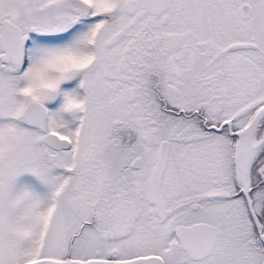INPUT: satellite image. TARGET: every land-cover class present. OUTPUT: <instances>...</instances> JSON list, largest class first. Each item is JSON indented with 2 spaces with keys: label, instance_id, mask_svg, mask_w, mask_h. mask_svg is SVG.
Returning <instances> with one entry per match:
<instances>
[{
  "label": "snow or ice",
  "instance_id": "1",
  "mask_svg": "<svg viewBox=\"0 0 264 264\" xmlns=\"http://www.w3.org/2000/svg\"><path fill=\"white\" fill-rule=\"evenodd\" d=\"M0 264H264V0H0Z\"/></svg>",
  "mask_w": 264,
  "mask_h": 264
}]
</instances>
